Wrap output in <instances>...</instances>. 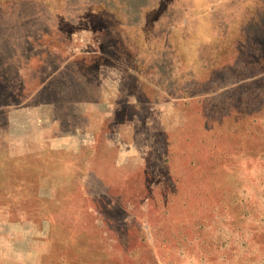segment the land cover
I'll list each match as a JSON object with an SVG mask.
<instances>
[{
    "label": "rangeland",
    "instance_id": "1",
    "mask_svg": "<svg viewBox=\"0 0 264 264\" xmlns=\"http://www.w3.org/2000/svg\"><path fill=\"white\" fill-rule=\"evenodd\" d=\"M125 3L0 0V264H264V0Z\"/></svg>",
    "mask_w": 264,
    "mask_h": 264
},
{
    "label": "trees",
    "instance_id": "2",
    "mask_svg": "<svg viewBox=\"0 0 264 264\" xmlns=\"http://www.w3.org/2000/svg\"><path fill=\"white\" fill-rule=\"evenodd\" d=\"M94 1H95V4L97 6H101V7H104V8L110 7V4H114V5H117V7L119 9H121V8H123L126 5V3H125L126 0H124V1L123 0H118V1H114V0H94Z\"/></svg>",
    "mask_w": 264,
    "mask_h": 264
},
{
    "label": "crops",
    "instance_id": "3",
    "mask_svg": "<svg viewBox=\"0 0 264 264\" xmlns=\"http://www.w3.org/2000/svg\"><path fill=\"white\" fill-rule=\"evenodd\" d=\"M97 6V5H96Z\"/></svg>",
    "mask_w": 264,
    "mask_h": 264
}]
</instances>
